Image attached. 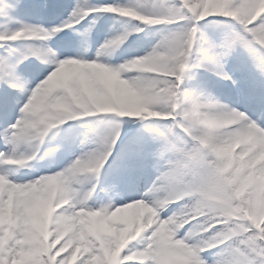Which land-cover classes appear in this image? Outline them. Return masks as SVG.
I'll list each match as a JSON object with an SVG mask.
<instances>
[{"label": "clouds", "instance_id": "9594fccd", "mask_svg": "<svg viewBox=\"0 0 264 264\" xmlns=\"http://www.w3.org/2000/svg\"><path fill=\"white\" fill-rule=\"evenodd\" d=\"M78 6L71 23L0 34V42H22L0 55L17 69L0 85L18 94L14 119L0 128V264H264V116L190 85L195 70L216 73L217 62L242 47L217 44L202 22L227 18L226 39L251 36L264 47V0H77L73 11ZM101 14L120 27L94 56L52 47L65 29ZM159 26L153 46L114 62L133 37ZM32 58L50 69L35 82L20 71ZM77 122V150L55 168ZM129 123L154 135L158 174L138 198L125 199L104 181ZM25 170L41 174L25 178ZM213 249L220 253L205 255Z\"/></svg>", "mask_w": 264, "mask_h": 264}, {"label": "rangeland", "instance_id": "374dc122", "mask_svg": "<svg viewBox=\"0 0 264 264\" xmlns=\"http://www.w3.org/2000/svg\"><path fill=\"white\" fill-rule=\"evenodd\" d=\"M121 0H92L95 4L102 3H112V2H120ZM122 0L121 2H123ZM152 3H162L164 0H150ZM18 0H0V14L3 16V22L0 20V34L15 30L19 28L22 24L26 23H39L45 26H53V25H62L65 23L73 11L74 7L77 4V0H20L19 8L16 7ZM29 6L25 11L24 8ZM23 12V14H21ZM104 16V30L99 32L97 26H89L87 28L78 31L73 34V30L65 29L61 32L55 40H51L50 43L52 47L58 49L62 56H71L76 54L77 52H87L89 56H94L100 43L103 42L105 37L112 31L114 28H119L120 23L112 14H101L99 17L90 16L86 20L82 22L81 25L87 26L90 22L91 18L99 19ZM123 19V18H121ZM218 18L209 19L218 20ZM207 22V21H205ZM204 23V22H202ZM223 27L219 28V22L214 28L209 27V29H205L206 34L217 44H223L227 34L229 33V29L231 28L228 25L221 24ZM159 27H151L147 28L145 32L138 34L133 37L128 45L118 54L114 62L118 63L122 61L124 58L143 54V52L153 46L159 39L160 28ZM205 27V26H204ZM217 27V28H216ZM91 33L90 37L88 33ZM86 38V39H84ZM91 38V43L85 49L84 43L88 42V39ZM64 39L61 45H59V41ZM83 40L84 43H79L78 40ZM97 43V47H95L94 43ZM4 44V47H0V55H9L14 52L15 49L19 48L21 43L17 42H0ZM39 43V42H36ZM235 58L233 64V70L230 73L233 77V80H237L240 83V89L235 88L234 90L229 86H223L222 89L219 88L220 91L214 90L213 92L222 98L223 100L231 103L233 106L240 108L241 110H247L254 118L258 116H264V81H261L258 85H254L256 83V78L253 80V72L260 73L257 70L256 64L259 62L261 58H264V55L260 52H252L243 47H238L235 52ZM228 58V57H227ZM35 65H41L35 58H32L26 61L20 68H29ZM47 69L45 66L41 67L40 70L36 71V74L33 77V82L37 79H42L43 75L47 74ZM224 80V79H223ZM253 80V85L249 86L250 81ZM225 83L229 81L224 80ZM215 85L218 82L213 79ZM4 88L0 93V98H3L2 93L5 91H12L5 85H0ZM18 98V94L15 95L14 104H6L4 105L5 109L0 112V123L6 124L11 122L17 112V104L16 100ZM82 127L78 126L75 129L74 133L71 135L69 139L70 147L61 154L60 159L57 161L55 168H59L71 158L72 153L77 150V145L79 144L80 139L82 138ZM133 138L127 139L125 137L123 140H120L116 146V150L113 153L112 158L109 160V164L113 163V168L109 171L117 172L114 179H116V183L119 185V190L122 193L125 199L138 198L144 191L149 188L153 181L155 180L156 175L158 174L153 167V159L152 152L153 149L157 146V141L154 135L149 134L144 129L139 131L138 133H131ZM74 141V143H73ZM4 144V143H3ZM126 144V150L122 151L120 157L114 160V156L119 152V148L121 145ZM5 146V145H4ZM142 147V151L140 153H136V147ZM138 159L140 164H133L134 159ZM47 168H42L41 171H46ZM108 171V172H109ZM41 174L40 172H36L34 174L27 175L23 173L22 175L25 178H33L36 175ZM118 178V179H117ZM117 202H123L118 198ZM220 253V249H213L211 252L206 253V256L211 257L213 254Z\"/></svg>", "mask_w": 264, "mask_h": 264}, {"label": "snow or ice", "instance_id": "6c2138e0", "mask_svg": "<svg viewBox=\"0 0 264 264\" xmlns=\"http://www.w3.org/2000/svg\"><path fill=\"white\" fill-rule=\"evenodd\" d=\"M80 12L79 6L75 11H73L72 15L68 17L67 21L65 23H71V21L78 17V14ZM77 25H73L75 27ZM20 27H29L28 24H22ZM234 44L241 45L243 48L248 49L252 52H260L264 53V47H261V44L256 43L251 36H248L246 39L244 37H228L224 41V47L228 48L231 47ZM3 43H0V46H2ZM213 48L216 47L215 44L212 45ZM33 54H39L38 52H34ZM257 70L260 73H264V58H261L259 62L256 64ZM17 69L15 67V64L5 58H0V78H4L7 80H11L16 76ZM216 74L220 76L222 79L226 81H232L233 77L232 75L225 70L224 65L217 62V69ZM2 131V130H0ZM159 135L161 137L165 136L166 134L163 132H160Z\"/></svg>", "mask_w": 264, "mask_h": 264}, {"label": "trees", "instance_id": "16d2710c", "mask_svg": "<svg viewBox=\"0 0 264 264\" xmlns=\"http://www.w3.org/2000/svg\"><path fill=\"white\" fill-rule=\"evenodd\" d=\"M194 75L196 78L195 80L190 81V85H198L200 87L210 89L211 91H214L216 89L217 91H219V88L215 86L208 78L203 76L201 73L196 72L195 70Z\"/></svg>", "mask_w": 264, "mask_h": 264}]
</instances>
